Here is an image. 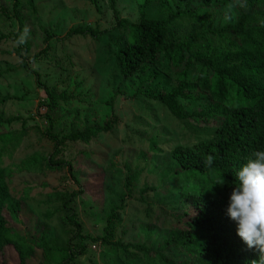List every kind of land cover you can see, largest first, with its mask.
Returning a JSON list of instances; mask_svg holds the SVG:
<instances>
[{
	"label": "trees",
	"instance_id": "16d2710c",
	"mask_svg": "<svg viewBox=\"0 0 264 264\" xmlns=\"http://www.w3.org/2000/svg\"><path fill=\"white\" fill-rule=\"evenodd\" d=\"M116 0H107L115 15V25L102 31L89 27L70 28L65 36L88 34L93 40L100 34H106L101 52L110 61V74L125 79L137 78L139 89L146 84V90H139L145 97L159 103L183 125L192 129L202 128L211 131L209 137L191 145H174L168 151L170 167L168 176L181 177L171 196L175 198L177 208L172 211L176 222H170L160 241L148 244L146 239L155 234L158 228L148 224L143 228L144 239L115 242L120 251L123 264H251L258 260V253L249 249L237 235V226L227 215L230 194L235 187V172L246 163L253 151L264 150V0H200L204 9H221L229 2L238 9L234 22L209 28L207 16L200 15L197 8L189 7L193 0H176V9L166 7L164 18H146L145 7L150 1L143 0L139 7V20L135 23L118 18L114 10ZM4 2V3H3ZM0 2V17L14 20L16 30L0 33L1 39L11 40L15 47L13 54L19 58L17 67L31 72L26 56L30 43L22 36L24 22L28 20L21 12L29 8L33 12L32 0H3ZM183 3V8H180ZM214 3L218 7H210ZM241 3L244 7H241ZM189 18L196 21L201 29L191 35L179 38L170 27L175 20ZM42 34L41 48L30 59L46 57L48 43L54 34L47 27L37 25ZM40 56V57H39ZM10 69H0L2 76ZM37 77V75H35ZM36 85L43 89L47 103L42 115L44 128L27 125L28 118L19 115L3 117L0 111V157L3 153L10 156L29 130L52 143V151L43 155L34 151L28 159L22 160L25 170H40L44 165L48 169L68 167L70 178L74 174L69 163L57 160L56 156L66 142L88 144L98 135L111 132L117 117L110 116L99 125L90 123L83 117L82 127L76 126L78 119L72 116L68 132L53 131L58 120L59 100L66 102L69 95L63 90L57 92L53 84L47 87L35 78ZM152 85V86H151ZM11 95L0 94V107ZM17 123L18 128H12ZM30 127V128H28ZM147 147L152 153H159L160 147L148 138ZM84 155L89 156L86 152ZM145 153L141 152L140 157ZM212 155L211 167H205L204 159ZM111 164V163H110ZM123 191L117 195V203H108L106 229L114 222H120L117 211L123 210L125 200L131 198L139 168L123 163ZM154 171V170H153ZM115 168V173H119ZM11 170L0 162V250L10 245L16 252L18 264H25L35 249H40V264H71L75 256H80L83 247L68 240L57 245L49 235V228L40 220L38 236L15 229L6 217L14 222L10 215L19 209V201H11L8 178ZM156 174V172H155ZM223 176L224 183L215 184ZM169 178V177H168ZM109 190V188H108ZM107 190V191H108ZM140 199L144 193L157 191L154 185L144 184L137 189ZM76 191L67 195L73 198ZM62 209H66L63 202ZM184 208V210H183ZM186 208L193 212L185 221ZM49 214L45 217L47 218ZM179 218V219H178ZM64 222L80 227L73 214L65 215ZM110 233L92 240L104 242ZM75 236H79L77 233ZM74 236V237H75ZM141 256H138V254Z\"/></svg>",
	"mask_w": 264,
	"mask_h": 264
},
{
	"label": "rangeland",
	"instance_id": "374dc122",
	"mask_svg": "<svg viewBox=\"0 0 264 264\" xmlns=\"http://www.w3.org/2000/svg\"><path fill=\"white\" fill-rule=\"evenodd\" d=\"M163 1H150L145 7V17L164 18L168 14L166 7L176 9V0ZM142 2L116 0L114 10L117 17L137 22L140 18L138 6ZM32 3L33 12L29 8L21 11L28 19L24 22L21 35L30 43L29 51L22 55L27 57L31 72L17 67L19 58L13 54L15 44L8 39L0 40V69H10L1 78L0 94L11 95L1 105V115L5 118L11 115L29 117L27 125L44 128L42 115L46 111L44 103L47 100L43 89L36 85V78L47 87L54 84L57 92L63 90L69 95L66 102H58V120L53 131L68 132L74 115L78 119V128L85 124L83 117L89 123L95 120L101 125L113 113L117 122L111 132L96 136L88 144L69 141L61 148L56 159L71 165L75 181L68 174L67 164L59 169H48L44 165L40 166V170L24 169L20 163L28 159L32 152L40 151L47 155L52 151L50 141L29 130L10 156L3 153L0 157L1 165L11 170L7 180L11 201H19L18 211L10 214L14 222L8 214L6 217L15 229L35 236L40 232V219L49 228V235L55 244L63 245L68 240L80 244L82 254L76 255L71 264H123L120 250L113 243L144 239L142 230L148 224H155L160 229L148 236L146 242L157 243L170 222L177 220L172 217V211L177 208L171 194L183 183V179L168 176L170 160L167 150L174 145L186 146L205 139L211 131L202 128L194 130L176 120L165 107L139 92L140 89L146 90L147 85L139 89L137 78L125 79L110 74V61L105 60L101 52L106 34H100L96 40L88 34L65 36L70 28L76 26L102 31L115 25V15L107 0H32ZM179 7L183 8V3ZM189 7L197 8L200 15L207 16L209 28L234 22L238 12L232 2L224 8L209 10L204 9L200 0H193ZM210 7L218 6L214 3ZM241 7H244L242 3ZM38 24L51 30L54 37L48 43L47 56L32 60L30 57L44 47ZM170 28L174 29L175 36L182 38L198 32L201 26L192 19L183 18L175 20ZM15 30L14 20L3 21L0 17V33ZM18 127L17 123L12 126L14 129ZM148 138L160 147L159 153H152L147 147ZM86 152L89 156L84 155ZM141 152L145 153L143 157L139 156ZM123 163L130 167L137 165L139 174L131 198L125 200L123 210L117 211L120 222L112 221L111 227L105 230L107 205L116 204L118 193L123 191ZM115 168H119L120 172L115 173ZM144 184L156 186L157 191L144 193L141 200L137 189ZM72 191L76 193L67 201V195ZM63 202L66 209L61 208ZM185 212L178 218L180 222L193 213L190 208H186ZM69 214H73L74 220L80 224L79 228L63 221ZM107 232L110 233L104 241L107 244L92 240L96 236L103 237ZM76 233L79 236H75ZM41 262V250L35 249L24 263ZM0 264H18L17 254L10 245L0 250Z\"/></svg>",
	"mask_w": 264,
	"mask_h": 264
},
{
	"label": "clouds",
	"instance_id": "9594fccd",
	"mask_svg": "<svg viewBox=\"0 0 264 264\" xmlns=\"http://www.w3.org/2000/svg\"><path fill=\"white\" fill-rule=\"evenodd\" d=\"M213 161L212 155L206 156L205 167H211ZM223 183V176L215 182ZM226 211L236 223L237 235L258 253V260L251 264H264V150L253 151L235 172V187Z\"/></svg>",
	"mask_w": 264,
	"mask_h": 264
}]
</instances>
